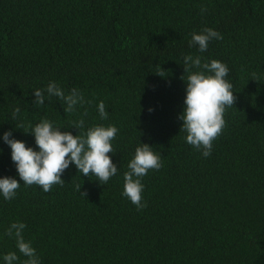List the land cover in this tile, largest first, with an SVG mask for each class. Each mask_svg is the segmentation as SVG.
I'll return each instance as SVG.
<instances>
[{"label": "trees", "instance_id": "16d2710c", "mask_svg": "<svg viewBox=\"0 0 264 264\" xmlns=\"http://www.w3.org/2000/svg\"><path fill=\"white\" fill-rule=\"evenodd\" d=\"M205 27L223 39L201 53L189 41ZM189 54L226 64L237 97L207 158L180 131ZM49 82L90 103L65 113L45 91L34 106L33 92ZM45 118L73 135L116 126L109 156L118 174L101 185L71 164L63 186L25 187L3 134L38 151L25 132ZM80 119L84 129L72 127ZM140 143L163 166L142 178L147 207L137 210L122 192ZM3 177L21 186L11 201L0 195V264L9 252L14 264L26 259L5 235L15 221L41 264H264V0H0Z\"/></svg>", "mask_w": 264, "mask_h": 264}, {"label": "clouds", "instance_id": "9594fccd", "mask_svg": "<svg viewBox=\"0 0 264 264\" xmlns=\"http://www.w3.org/2000/svg\"><path fill=\"white\" fill-rule=\"evenodd\" d=\"M207 7L201 8V13ZM223 36L218 31L205 27L200 33L193 32L189 41L190 46H198V51L203 53L208 49L213 40H222ZM184 73L187 79L181 77L187 84L184 111L178 117L183 121L180 131L186 133V142L193 146L207 158L211 155L213 141L216 140L226 126L224 113L227 107H234L237 97L233 94V85L226 80L229 68L219 60L202 62V58L191 54L184 56ZM193 69H197L193 71ZM160 75V74H159ZM162 76V75H160ZM45 91L48 97L55 96L62 101L65 113L74 112L77 105L90 103L85 101L83 94L73 88L69 93L55 82H49L46 89H36L34 93V106H41L45 102ZM99 116L102 120L108 119L109 113L101 101L98 106ZM151 111V109L149 110ZM20 112L16 108L13 112L15 119ZM84 115H87L85 112ZM20 129V126H17ZM31 127V126H30ZM72 127L84 129L83 119L74 121ZM119 129L114 125L107 127L95 125L82 134L73 135L69 131H61L60 127L48 119H42L38 124L25 132L33 134L38 151L27 147L25 142L10 138L12 132L3 134V141L11 148V159L15 163L19 178L25 187L37 185L45 193L51 191L54 185L63 186L61 179L64 171L74 164L83 176H95L101 185L106 184L113 176L118 174V167L113 163L109 153L114 149L112 141L116 138ZM162 156L153 151L152 146L145 143L135 149V154L128 164V171L124 173V188L122 195L127 197L137 210L147 207L143 201L144 185L142 178L150 170H159L162 167ZM21 183L12 177L0 178V195L6 201L15 199ZM76 190L83 197L86 192H81V185H76ZM26 224L15 221L7 228L5 235L15 238L16 247L26 259L23 264H41L40 257L31 241L24 239ZM19 257L16 252L4 255L5 264H14Z\"/></svg>", "mask_w": 264, "mask_h": 264}]
</instances>
